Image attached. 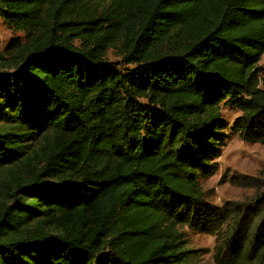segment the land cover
I'll use <instances>...</instances> for the list:
<instances>
[{
	"label": "trees",
	"instance_id": "16d2710c",
	"mask_svg": "<svg viewBox=\"0 0 264 264\" xmlns=\"http://www.w3.org/2000/svg\"><path fill=\"white\" fill-rule=\"evenodd\" d=\"M0 264H264V208L205 199L225 122L264 146V0H0ZM113 52L118 62H110Z\"/></svg>",
	"mask_w": 264,
	"mask_h": 264
},
{
	"label": "rangeland",
	"instance_id": "374dc122",
	"mask_svg": "<svg viewBox=\"0 0 264 264\" xmlns=\"http://www.w3.org/2000/svg\"><path fill=\"white\" fill-rule=\"evenodd\" d=\"M15 36L17 35L5 30L0 23V54ZM108 60L119 61L113 52L108 54ZM258 66L264 72V53ZM220 112L226 127L223 131L221 156L217 160L218 171L213 176L200 180V186L205 199L215 206H222L226 202L253 206L257 199L264 198V146L244 143L230 132L231 123L239 116L236 110L222 106ZM258 207L263 209L264 201ZM183 233L188 249L194 252L196 263L214 264V237L196 234L187 229H183Z\"/></svg>",
	"mask_w": 264,
	"mask_h": 264
}]
</instances>
